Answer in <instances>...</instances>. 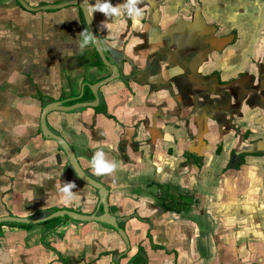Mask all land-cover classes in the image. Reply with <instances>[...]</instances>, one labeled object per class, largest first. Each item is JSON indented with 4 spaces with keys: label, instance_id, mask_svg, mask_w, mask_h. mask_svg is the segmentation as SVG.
I'll use <instances>...</instances> for the list:
<instances>
[{
    "label": "crops",
    "instance_id": "1",
    "mask_svg": "<svg viewBox=\"0 0 264 264\" xmlns=\"http://www.w3.org/2000/svg\"><path fill=\"white\" fill-rule=\"evenodd\" d=\"M0 0V217L99 209L39 129L43 107L94 99L111 71L68 0ZM123 78L101 103L47 114L49 129L109 191L129 245L97 222L0 224V264H264V0H142L105 16L84 0ZM38 7V8H37ZM102 150L116 163L95 175ZM58 181L60 183H58ZM74 182L65 203L58 191ZM182 197L178 212L166 195ZM101 209V208H100Z\"/></svg>",
    "mask_w": 264,
    "mask_h": 264
},
{
    "label": "water",
    "instance_id": "2",
    "mask_svg": "<svg viewBox=\"0 0 264 264\" xmlns=\"http://www.w3.org/2000/svg\"><path fill=\"white\" fill-rule=\"evenodd\" d=\"M17 2L27 9H34V7L27 4L25 0H17ZM68 5H76L80 8L83 15V22L86 32H90L92 36L95 37V40L91 41V43L95 48L100 61L103 63V65L107 66L110 69L111 73L108 76L98 80L97 82L88 85L94 95V99L91 101H78L70 105H64L66 101H63V103L61 101H58L46 104L41 111L39 129L44 138L55 141L58 147L64 152L67 158V164L71 172L83 183L90 185L96 190L99 197V209L97 208L94 213L90 214L78 212L69 208H60L52 209L45 213H36L28 217H17L13 215H7L0 217V224L32 225L44 223L53 219L70 220L72 222L81 223L97 222L116 231L126 243V245H129L128 237L125 231L119 225L116 217L110 212L108 201V188L99 179L94 176H91L86 170L81 167L76 158L75 151L71 147V145L61 135L49 129L46 123L47 114L54 110H60L64 112H75L87 107L98 106L102 101L99 92L100 87L114 79L123 78V75H121L119 71V66L108 54L107 50L105 49L102 43L101 38L99 37L95 29V25L90 16L87 4L84 0H68L56 5H43L40 6L39 9H54Z\"/></svg>",
    "mask_w": 264,
    "mask_h": 264
},
{
    "label": "clouds",
    "instance_id": "3",
    "mask_svg": "<svg viewBox=\"0 0 264 264\" xmlns=\"http://www.w3.org/2000/svg\"><path fill=\"white\" fill-rule=\"evenodd\" d=\"M141 2L142 0H125L123 11H125L130 18H138L142 15L141 10L137 7V5ZM93 10L104 13L106 17L109 15H120L122 11L121 8L113 6L109 2V0H104L103 3H97L93 5ZM83 35L84 39L82 44L80 45L81 47L95 40V37L92 36L90 32L84 33ZM116 166L117 165L115 162H110L105 159V154L102 150L97 151L92 157V168L94 174L97 176L112 173L115 170ZM58 183L60 182L58 181ZM75 187L76 185L74 182H63V187L58 189V191L62 193L61 199L65 203L73 198L74 193L71 191V189Z\"/></svg>",
    "mask_w": 264,
    "mask_h": 264
},
{
    "label": "trees",
    "instance_id": "4",
    "mask_svg": "<svg viewBox=\"0 0 264 264\" xmlns=\"http://www.w3.org/2000/svg\"><path fill=\"white\" fill-rule=\"evenodd\" d=\"M163 206L166 210H174L178 212L184 207L182 197L170 193L166 195V203L164 202Z\"/></svg>",
    "mask_w": 264,
    "mask_h": 264
}]
</instances>
